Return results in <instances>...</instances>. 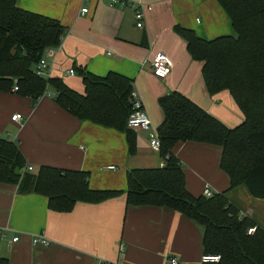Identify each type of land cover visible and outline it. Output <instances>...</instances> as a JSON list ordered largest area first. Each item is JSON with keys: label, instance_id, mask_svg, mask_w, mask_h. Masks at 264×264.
Masks as SVG:
<instances>
[{"label": "crops", "instance_id": "0c3cea01", "mask_svg": "<svg viewBox=\"0 0 264 264\" xmlns=\"http://www.w3.org/2000/svg\"><path fill=\"white\" fill-rule=\"evenodd\" d=\"M16 4L63 27L62 43L44 56L48 77L61 78L74 91H84L79 69L99 77L112 72L131 81L155 130L164 119L158 99L174 91L227 128L243 122L228 91L207 93L202 63L191 59L186 42L175 32L179 26L205 40L235 36L216 0H119L112 5L102 0H17ZM84 8L87 12L82 14ZM140 8L142 29L136 28L134 18ZM158 54L171 66L163 80L155 78L150 68ZM70 69L74 76L67 75ZM48 93L33 103L13 91L0 92V138L16 146L25 168H33L24 172L34 173L42 166L86 172L92 190L120 193L100 202H76L70 211L58 212L48 207L46 197L22 194L17 185L0 183V257L9 264H169L172 258L178 264H203L202 225L166 207L126 203V173L158 169L163 162L149 147L147 134L131 130L135 146L129 153L123 133L78 120L52 100V89ZM16 114L21 121L11 120ZM172 153L191 195H203L206 187L211 193H224L240 217L264 229V200L253 198L243 186L229 190L228 176L219 167L220 147L178 142ZM37 234L49 244H33Z\"/></svg>", "mask_w": 264, "mask_h": 264}, {"label": "trees", "instance_id": "16d2710c", "mask_svg": "<svg viewBox=\"0 0 264 264\" xmlns=\"http://www.w3.org/2000/svg\"><path fill=\"white\" fill-rule=\"evenodd\" d=\"M216 1L235 36L205 40L179 26L175 32L191 59L202 63L207 93L228 91L244 120L227 128L179 92L159 98L164 119L156 133L165 166L128 171L126 203L166 207L202 225L204 256L220 257L203 264H264V229L240 217L224 193L191 195L172 153L178 142L220 147L219 167L228 176L229 190L243 186L253 198L264 200V0ZM16 2L0 0V92L17 87L15 94L35 103L52 89V100L73 117L123 133L132 153L135 137L127 128L131 81L112 72L99 77L79 69L84 91L78 93L61 78L38 76L35 65L45 51L62 43L64 29L57 20L23 10ZM24 166L16 146L0 138V183L46 197L52 210L68 212L76 202H100L120 193L92 190L86 172L42 166L28 173ZM249 229H254L251 235ZM0 264H9L8 259L0 257Z\"/></svg>", "mask_w": 264, "mask_h": 264}, {"label": "built area", "instance_id": "2783aa9c", "mask_svg": "<svg viewBox=\"0 0 264 264\" xmlns=\"http://www.w3.org/2000/svg\"><path fill=\"white\" fill-rule=\"evenodd\" d=\"M102 1L107 2V3L112 5V4H116L119 0H102ZM86 12H87V10L85 8L81 10L82 14H85ZM134 18H135V22H136V24H135L136 28L142 29L144 27L145 23H144V13H143V10L141 8L136 10ZM62 40H63V38H62ZM150 68H151L152 75L159 80L165 79L171 71V66H170L169 61L162 54H158L154 57V59L152 60V62L150 64ZM49 70L50 69H49L47 57L43 56L39 60V62L35 65L34 71L38 76L48 77L49 76ZM67 75L74 76L75 75L74 70L70 69L67 72ZM16 91H17V87H14L13 92H16ZM130 103H131L132 112L127 119V128L129 130L140 131V132L146 133L148 136L149 147L152 150L159 152L160 143H159V140L157 137L156 130L151 127L150 120L148 119V117L144 111L142 101H141L139 95L137 94V92L135 90H132V92L130 94ZM11 120L12 121H21L22 117H21V115L16 114V115L11 117ZM164 166H165V162L163 160V162L161 163V168H163ZM107 169L111 170L114 168L112 166H109V167H107ZM24 171L31 172V171H33V168L31 166H26ZM203 195L205 197H210L212 195V193L206 187L203 191ZM253 232H254V229L248 230L249 235H251ZM12 241L16 242L17 237L13 238ZM32 242L35 245H37V244L48 245L49 244V240H47L41 234H37V235L33 236ZM219 259H220L219 256H203L202 261H203V263H216L219 261ZM168 262H169V264H178V260L175 258L168 260Z\"/></svg>", "mask_w": 264, "mask_h": 264}, {"label": "rangeland", "instance_id": "374dc122", "mask_svg": "<svg viewBox=\"0 0 264 264\" xmlns=\"http://www.w3.org/2000/svg\"><path fill=\"white\" fill-rule=\"evenodd\" d=\"M233 33H234V31H233ZM240 188H242V190H245L244 187H240ZM255 200H256V199H255Z\"/></svg>", "mask_w": 264, "mask_h": 264}]
</instances>
